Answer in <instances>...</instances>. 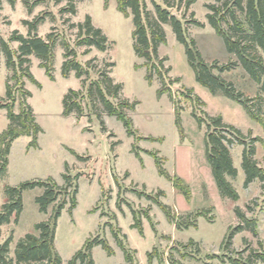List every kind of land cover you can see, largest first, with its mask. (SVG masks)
<instances>
[{
    "label": "rangeland",
    "instance_id": "1",
    "mask_svg": "<svg viewBox=\"0 0 264 264\" xmlns=\"http://www.w3.org/2000/svg\"><path fill=\"white\" fill-rule=\"evenodd\" d=\"M162 3L161 0H156ZM39 2V3H38ZM0 0V36L8 40L11 48L16 49L18 42L10 41L14 30L27 34V27L23 21L33 20L37 15L50 12L54 18L48 16L39 25L38 34L46 37L48 33L58 34L56 46L55 80H51L45 69L39 66L40 60L32 56L31 71L41 83V87L26 79V87L32 92L28 101L33 106L37 121L44 131L39 135V147H28L29 136H20L13 143L8 155L7 171L0 181V209L6 201L5 187L17 186L23 181L32 179H46L53 177L63 184V174L66 163L69 164V174L79 178L78 205L74 210L69 205L62 211L58 219L55 246L68 264L72 256L79 251L90 237L100 235L106 238L114 249L113 255H108L102 246H95L92 250L95 264H129L125 260L123 250L118 246L113 236L112 228H121L120 237L133 252L134 264H150L148 252L155 251L152 264H173V261L184 264H230L209 256L226 253L221 243L230 226L239 223L235 207L240 206L250 218L258 220V235L251 230L238 233L233 241L232 254L248 248L264 250V183L260 180L252 182L248 188L244 187L246 178L242 167V153L244 146L235 143L231 146V154L238 175L229 178L239 192L240 198L234 201L220 194L211 167L206 158L205 132L207 124L199 126L193 115L207 118V115H221L224 122L232 124L244 133L247 141L258 137L255 142V158L264 167V125L252 118L244 106L226 97L223 93L213 94L207 87L196 80L195 72L190 66L185 47L180 43L170 24H164L167 42L159 46V57L154 58L152 64L161 69L166 85H169L174 99L168 93L158 94L162 82L157 68L152 69L153 79H147L149 66H144L145 60L139 58L133 48L132 16L126 17L117 8V0H79L76 2L75 15L61 9L67 5L66 0ZM148 9L155 14L152 0H146ZM206 0H197L188 10L184 7H174L176 14L188 28V34L194 38L198 49L209 63L217 60L220 64L231 59H237L226 50L223 39L208 23L205 7ZM33 5L32 13L28 6ZM192 12L194 15H191ZM91 15L93 23L103 29L111 41L110 48L99 51L92 48L85 53L86 46H77L78 28L71 27V23L84 21L86 15ZM195 19L205 24L196 26L187 21ZM66 39L76 49L78 60L86 67L90 59H94L87 86L94 80L101 78L100 72L106 64L115 65L109 75L116 83L123 84L120 98L137 101L134 110L128 114L133 119V128L137 135L153 137L157 140L143 139L136 141L128 136L124 124L115 116H109L102 104L96 101V109L101 112L106 121L108 131L102 130L100 121L94 114L95 108L88 97L85 98V116L77 118L76 114L63 115V97L70 88L83 89L82 79L71 72L68 78L62 75L64 48L62 41ZM168 58L159 62V58ZM109 70V69H108ZM11 73L6 67L5 56L0 54V98L6 94V79ZM215 73H219L217 70ZM228 81H232L236 88L245 95L254 98L259 93V86L248 73L239 66L236 69L222 73ZM86 76H84L85 78ZM193 90V93L189 92ZM198 95L205 105H200L195 96ZM114 102L118 99L110 97ZM181 110L182 125L185 136L182 137L176 124L175 107ZM19 111V105L16 106ZM264 115V102L261 107ZM7 111L0 108V135L8 127ZM110 133L115 136H110ZM163 139V140H162ZM120 141L112 149V143ZM137 144L142 159L132 151ZM148 151H158L159 156L165 157V168L172 175L182 174L183 170L192 163V176L185 179L190 190L187 198L171 181L158 171L155 158ZM74 152L87 156L88 160L79 159ZM188 170V169H186ZM158 189L166 192L165 197L159 199L177 214L196 213L204 209H211V222L207 217L198 218V227L177 229L175 224L167 220L162 209L140 192L156 195ZM42 188L26 190L23 193V211L18 223L13 219L11 223L0 225V243L11 234V255L19 240L29 232L35 231V224L47 220L53 212L54 204L48 213L39 210L35 199L42 194ZM120 199L121 207L118 206ZM251 205L253 210H249ZM94 210V211H93ZM135 211L141 218L144 234L132 226ZM149 214L150 221L146 214ZM153 223V224H152ZM155 226V228L153 227ZM127 235V239L123 234ZM190 239L199 243L196 246L183 247ZM247 242L245 243V240ZM249 251L245 252L247 255Z\"/></svg>",
    "mask_w": 264,
    "mask_h": 264
},
{
    "label": "trees",
    "instance_id": "2",
    "mask_svg": "<svg viewBox=\"0 0 264 264\" xmlns=\"http://www.w3.org/2000/svg\"><path fill=\"white\" fill-rule=\"evenodd\" d=\"M40 0H37V2ZM67 5L61 9L62 13L69 12L73 15L77 13L76 2L79 0H66ZM162 3L152 0L155 14L148 9L146 0H117V8L126 17L132 16L133 30V48L135 54L139 58L145 60L144 66H149L147 79H153L152 69L158 65L152 64L154 58L159 57V46L167 42V35L164 24H170L177 40L185 47L188 62L193 68L196 80L207 87L213 94L223 93L226 97L231 98L244 106L248 114L260 121L264 125V115L261 107L264 102V0H206L205 7L208 10L206 17L210 26L215 30L216 34L223 39L228 53L233 54L237 59H231L226 63L220 64L217 60L209 63L203 57L201 51L197 47L196 40L189 36L188 28L179 17L172 12V8L184 7L188 10L197 0H161ZM39 3V2H38ZM106 5L109 0H105ZM33 5L28 6V12L32 13ZM191 15H194L192 12ZM54 15L45 12L37 15L33 20H24L23 24L27 27V34L14 30L10 36V41L18 42L16 49L11 48L8 40L0 36V54L5 56L6 67L11 73L6 79V94L0 98V108L7 111L9 119L8 127L0 135V181L7 171L8 155L12 147V143L20 136H29L31 140L28 147H39V135L44 131L43 127L37 121L33 106L28 101L32 96V92L26 87V79L41 87V83L35 78L31 71L32 56L40 60L39 66L45 69L46 74L51 80H55V58L56 46L59 41L58 34L50 32L46 37L38 34L39 25L45 22L46 18ZM199 27L205 24L191 19L187 21ZM71 27L78 28L77 46H86L85 53H90L92 48L105 52L111 46V41L102 28L97 27L93 23L91 15H86L84 21L71 23ZM64 48V61L62 64V75L68 78L71 72H75L77 78L82 79V87L87 86V77L90 75V69L94 59L87 61L86 67L78 60L76 49L71 43L64 39L62 41ZM166 57L159 58L160 64L165 61ZM106 68L100 72L101 78L94 80L87 86V91L83 89L70 88L63 97V115L69 116L76 114L77 118L85 116V98L88 97L94 114L100 121L102 130L108 131V127L101 112L96 109V101H99L104 111L109 116H115L120 120L125 128L128 136L135 137L136 141L143 139L157 140L153 137H144L137 135L133 128V119L129 116L128 111L134 110L138 104L137 101H130L127 98H120L123 84L116 83L109 75L113 62L106 64ZM243 67L250 78L259 86V93L256 97L251 98L244 92L238 90L232 81H228L222 76V73L232 71L237 67ZM109 69V70H108ZM161 78L162 85L158 90L161 96L168 93L175 100L173 92L169 85H166L161 69L157 68ZM219 73H215V71ZM84 76H86L84 78ZM189 92L193 93L192 89ZM110 97L118 99L114 102ZM195 100L200 105L205 102L198 96ZM19 105V111L16 112V106ZM176 106V105H175ZM176 124L184 138V128L181 119V110L175 107ZM193 115L197 118L199 126L207 124L205 132L206 158L211 167L213 177L216 181L220 194L234 201L239 200L240 195L233 186L229 178H235L238 175V169L235 167L231 154V146L235 143L243 145L242 167L245 171L244 187L255 180L264 183V167L260 166L259 161L255 158L256 145L258 137H254L251 141H247L246 136L238 127L224 122L221 115L210 116L207 118L198 116L196 111ZM110 136L115 134L110 133ZM163 140V139H162ZM120 141L112 143V149L118 145ZM138 145H133V152L142 159ZM154 158L161 175L165 176L173 183L175 188L182 192L187 198L190 197V190L185 180L178 175H172L165 168V157L159 156L157 151H148ZM74 154L81 160H88L87 156ZM69 164L66 163V172L63 174L64 183H58L53 177L46 179L26 180L17 186L7 185L5 187L6 201L0 209V225L9 224L14 219L19 222L23 211V193L26 190L34 188H42V194L35 199L39 206V210L48 213L49 207L54 204L52 214L47 220L35 224V231L27 233L17 243L14 249V255H11V244L13 242V234H11L3 243H0V264H63V259L55 246L56 230L58 219L62 211L69 205L72 211L78 205L77 194L79 192V178L82 176L78 173L75 176L69 174ZM144 195L149 200L156 203L165 213L167 220L175 224L177 229L183 230L189 227H198V218L200 216L207 217L211 222L213 217L210 216L211 209H204L196 213L177 214L169 204L161 201L160 197H165L166 192L158 189L156 195L140 192V196ZM118 206L121 207L120 199ZM249 210H253L251 205ZM94 211V210H93ZM235 213L239 219V223L230 226L226 233L221 248L226 252L218 255L209 256L212 259H219L223 263L230 264H264V250L256 248H248L237 252V256L232 254V246L235 236L244 231L251 230L254 235H258V220L250 218L246 212L240 207H235ZM134 223L133 227L144 234V227L139 215L133 211ZM146 217L152 221L147 213ZM153 224V223H152ZM155 228V226L153 225ZM118 246L123 250L125 260L129 264H134L133 252L128 248L127 244L120 237L121 228H112ZM127 239V235L123 234ZM245 243L247 239H244ZM102 246L108 255L114 254V249L106 238L96 235L90 237L84 246L77 251L68 264H95L92 250L95 246ZM183 247L196 246L200 249L199 243L190 239ZM249 251L245 255L246 251ZM155 251L148 252V261L152 264L155 257ZM159 264H164L160 259ZM173 264H184L173 261Z\"/></svg>",
    "mask_w": 264,
    "mask_h": 264
},
{
    "label": "crops",
    "instance_id": "3",
    "mask_svg": "<svg viewBox=\"0 0 264 264\" xmlns=\"http://www.w3.org/2000/svg\"><path fill=\"white\" fill-rule=\"evenodd\" d=\"M186 169H188V170H186ZM186 169H184L183 170V172H182V174H180L181 176V178H183L184 180L185 179H188L189 180V178L192 176V163H191V166L190 167H188V168H186ZM175 175H177V174H175ZM179 176V175H178ZM186 181V180H185Z\"/></svg>",
    "mask_w": 264,
    "mask_h": 264
}]
</instances>
